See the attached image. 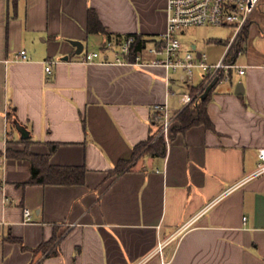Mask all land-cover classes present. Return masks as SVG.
Listing matches in <instances>:
<instances>
[{"label": "crops", "instance_id": "0c3cea01", "mask_svg": "<svg viewBox=\"0 0 264 264\" xmlns=\"http://www.w3.org/2000/svg\"><path fill=\"white\" fill-rule=\"evenodd\" d=\"M165 7L0 0V264H264V173L253 175L264 148V21L256 10L235 61L244 73L224 70L212 90L213 129L170 133L164 156L134 152L162 135L155 105L167 104L177 125L182 97L202 84V72L189 84L180 72L168 82L163 67L78 61L101 50L113 61L115 50L102 46L128 35L150 46L166 28ZM201 28L182 33V51L204 52L209 64L226 60L232 30L200 39ZM21 50L27 60H15ZM46 60L57 61L50 73ZM17 125L31 153L84 168V183L25 184L31 162L7 154L26 147ZM42 244L50 246L37 251Z\"/></svg>", "mask_w": 264, "mask_h": 264}, {"label": "built area", "instance_id": "2783aa9c", "mask_svg": "<svg viewBox=\"0 0 264 264\" xmlns=\"http://www.w3.org/2000/svg\"><path fill=\"white\" fill-rule=\"evenodd\" d=\"M261 0H166L165 12L167 25L158 37L154 38L150 46L143 45L135 53L132 46L135 36L128 35L123 38L109 39L102 46L103 49H114L115 58L110 61L102 56L101 51L83 52L78 56V61L85 64H109L120 66L139 67H163L167 72V80H170L171 72H180L182 80L191 84L196 70L202 72L204 84L202 88L208 86L220 70L237 68L239 74L244 73V68L235 64H226L225 59L216 64H209L207 55L204 52H196L192 49L182 51L180 36L192 27H227L233 32L231 43L239 36L244 28L248 26L254 11ZM142 50H146L153 57L145 59ZM15 60H27L25 50L16 54ZM45 70L50 73L56 60H46ZM194 96L185 93L182 97L183 103L188 105ZM154 112H161L159 117L162 121L161 134L168 142L170 130L173 126V117L168 112L167 104H157L153 107ZM258 165L253 175L264 173V148H259L257 152ZM24 222H29L31 212L29 209L23 211Z\"/></svg>", "mask_w": 264, "mask_h": 264}, {"label": "trees", "instance_id": "16d2710c", "mask_svg": "<svg viewBox=\"0 0 264 264\" xmlns=\"http://www.w3.org/2000/svg\"><path fill=\"white\" fill-rule=\"evenodd\" d=\"M16 0H14V4ZM244 28L239 36L235 39L234 43L228 50L227 59L225 60L226 64H235L236 58L241 52V43L245 37ZM144 45V41L141 37L135 36V42L132 46V51L135 53L140 50ZM223 70H220L217 74L218 82L223 78ZM217 82V83H218ZM200 86L192 87L189 89V93L194 96L193 100L184 107V109L177 115L176 122L177 125L172 126L170 133H184L188 129L195 126H204L207 129H213L212 121L207 112V105L211 99L212 90L215 87V84L206 94V87L202 88L204 80L201 81ZM12 111L9 112L8 118L12 119ZM162 115L161 112H154L153 121L156 120L161 129L162 121L159 118ZM16 120V119H15ZM154 135H151L150 138L140 143L134 152V156L139 154L142 150L146 151L152 155L164 156L166 153V141L163 135L157 137L154 142H152ZM26 144L23 151H7V154L14 158H24L28 159L31 162V177L28 182L25 184H52V185H74V184H83L84 183V168L82 167H54L48 164L47 156H40L30 152L29 145L32 142L30 138L23 140ZM152 142V143H151ZM56 149V145L51 146V152ZM118 171L122 169L119 166ZM8 240L19 243L20 240H17L13 237H8ZM50 244H42L36 250L45 251L49 248ZM22 249L26 250L25 246H22ZM35 250V249H33Z\"/></svg>", "mask_w": 264, "mask_h": 264}, {"label": "rangeland", "instance_id": "374dc122", "mask_svg": "<svg viewBox=\"0 0 264 264\" xmlns=\"http://www.w3.org/2000/svg\"><path fill=\"white\" fill-rule=\"evenodd\" d=\"M254 16L258 17L260 19H263V21H264V0H261L260 3L258 4ZM197 30L198 31H197L196 35L198 36V38L202 39V38L206 37L208 35V33H211V32H213V33L216 32L217 35H221V34L226 35L228 33V31L231 29L227 28V27H225V29H224L223 27L213 26V27H203V28L197 29ZM196 72H199V71L196 70Z\"/></svg>", "mask_w": 264, "mask_h": 264}, {"label": "water", "instance_id": "95a60500", "mask_svg": "<svg viewBox=\"0 0 264 264\" xmlns=\"http://www.w3.org/2000/svg\"><path fill=\"white\" fill-rule=\"evenodd\" d=\"M70 43L74 46V47H76V54H80L81 53V51H82V49H83V45H82V43L81 42H78V41H70ZM218 82V77H215L214 78V80L208 85V87L206 88V91H205V94L216 84ZM241 87V84H239L238 86H237V93H240V91H239V88ZM17 128H18V130L19 131H21V133H22V137L25 139V138H28L27 137V133H26V131L23 129V128H20L18 125H17Z\"/></svg>", "mask_w": 264, "mask_h": 264}]
</instances>
